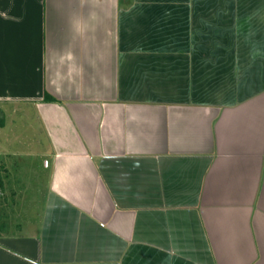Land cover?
<instances>
[{
  "label": "crops",
  "instance_id": "0c3cea01",
  "mask_svg": "<svg viewBox=\"0 0 264 264\" xmlns=\"http://www.w3.org/2000/svg\"><path fill=\"white\" fill-rule=\"evenodd\" d=\"M31 109L0 264H264V0H0L1 127Z\"/></svg>",
  "mask_w": 264,
  "mask_h": 264
},
{
  "label": "rangeland",
  "instance_id": "374dc122",
  "mask_svg": "<svg viewBox=\"0 0 264 264\" xmlns=\"http://www.w3.org/2000/svg\"><path fill=\"white\" fill-rule=\"evenodd\" d=\"M1 128L4 132L0 130V147L8 144L11 150L0 148V160L7 166L6 189L0 200V219L13 231L15 226L40 220L48 184L43 169L44 158L37 157V153L47 144L33 109L18 113L12 110ZM36 162L38 166L34 167Z\"/></svg>",
  "mask_w": 264,
  "mask_h": 264
},
{
  "label": "trees",
  "instance_id": "16d2710c",
  "mask_svg": "<svg viewBox=\"0 0 264 264\" xmlns=\"http://www.w3.org/2000/svg\"><path fill=\"white\" fill-rule=\"evenodd\" d=\"M45 100L48 101V102H49V101H55L54 99L49 98V96H46Z\"/></svg>",
  "mask_w": 264,
  "mask_h": 264
}]
</instances>
